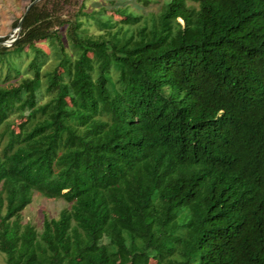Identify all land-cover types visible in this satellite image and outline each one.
<instances>
[{"label": "trees", "instance_id": "16d2710c", "mask_svg": "<svg viewBox=\"0 0 264 264\" xmlns=\"http://www.w3.org/2000/svg\"><path fill=\"white\" fill-rule=\"evenodd\" d=\"M51 1L0 39V264H264V0L98 35ZM33 192L64 202L39 230Z\"/></svg>", "mask_w": 264, "mask_h": 264}, {"label": "rangeland", "instance_id": "374dc122", "mask_svg": "<svg viewBox=\"0 0 264 264\" xmlns=\"http://www.w3.org/2000/svg\"><path fill=\"white\" fill-rule=\"evenodd\" d=\"M63 1V0H61ZM83 1V10L87 13L93 12L96 19L87 16H81L83 28L86 34L98 35L104 33L107 27H101L98 21L110 20L112 27L110 30L116 29L117 26H127L124 16L118 13L119 9H125L128 13L140 16V19L135 23H130L128 26L134 28L141 24L143 19L149 16H155L160 13L168 0H70L58 12V14L65 10L67 14L60 18L65 21L69 19L77 10L79 4ZM33 0H0V39H5L2 46H8L6 40L12 35L16 37L20 33V29L15 26V23L20 21V17L25 10V7ZM54 0L51 1V6ZM191 4L190 1H187ZM29 4V5H30ZM11 44V43H10ZM37 45L48 51L46 43L39 41ZM44 68L48 69L55 65L56 58L49 56ZM21 119L19 116H13L9 124L12 132H16V124ZM1 145V143H0ZM64 206V202L60 199H50L42 196L38 192H33L31 202L26 205L22 212V222H29L34 225L36 229H40L42 217H56L60 208Z\"/></svg>", "mask_w": 264, "mask_h": 264}, {"label": "bare ground", "instance_id": "6f19581e", "mask_svg": "<svg viewBox=\"0 0 264 264\" xmlns=\"http://www.w3.org/2000/svg\"><path fill=\"white\" fill-rule=\"evenodd\" d=\"M37 1H39V0H35V1H33V2L29 5V7H28L27 10H29V8H30L34 3H36ZM22 21H23V19H20V21L18 22V24H17V28H18V29H20V27H21V25H22ZM18 34H19V33H18ZM17 36H18V35H17ZM17 36L14 37V35H12L11 38H9V39L6 40L7 44L9 45L10 43H12V42L17 38Z\"/></svg>", "mask_w": 264, "mask_h": 264}, {"label": "water", "instance_id": "95a60500", "mask_svg": "<svg viewBox=\"0 0 264 264\" xmlns=\"http://www.w3.org/2000/svg\"><path fill=\"white\" fill-rule=\"evenodd\" d=\"M30 4V3H29ZM29 4L25 7V10H24V12L22 13V15H21V17L19 18V19H23V17L25 16V14H26V12H27V9H28V7H29ZM9 45H11V44H9ZM8 45V46H9Z\"/></svg>", "mask_w": 264, "mask_h": 264}]
</instances>
